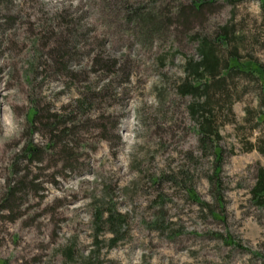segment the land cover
<instances>
[{
	"label": "rangeland",
	"instance_id": "rangeland-1",
	"mask_svg": "<svg viewBox=\"0 0 264 264\" xmlns=\"http://www.w3.org/2000/svg\"><path fill=\"white\" fill-rule=\"evenodd\" d=\"M202 42L264 66L262 1L0 0V264H264V81Z\"/></svg>",
	"mask_w": 264,
	"mask_h": 264
},
{
	"label": "trees",
	"instance_id": "trees-1",
	"mask_svg": "<svg viewBox=\"0 0 264 264\" xmlns=\"http://www.w3.org/2000/svg\"><path fill=\"white\" fill-rule=\"evenodd\" d=\"M261 1H262V4L264 5V0H261ZM200 5L203 6V1L200 2ZM199 51L201 52V57H202L201 60L196 61V60L191 59L188 62V66H189L194 78L195 77L198 78L200 76L202 77L206 73L211 74L213 76H216V73L220 70L221 67L224 66L225 68H227V70L239 69L240 71H243V72H255L264 81V66L255 62V61L248 60L246 62H241L238 59V57L235 56V57L231 58V61L235 60L236 63H234V64L231 63L228 66V62L223 61V59H221L218 56V54H219L218 45L217 46L216 45L206 46L202 42L200 44ZM219 81L223 82V81H225V79H221ZM199 87H201V83L197 84V83H193L189 80H186L181 86L182 91L184 93H190L191 91H197V89ZM206 87L208 90L211 86L210 85L207 86V83H205L203 85V88L206 89ZM32 111H33L32 112V118H34L38 114V110L36 108H34ZM53 127H55V126H53ZM55 130L58 131L59 130L58 127H55ZM203 133H204V131L202 132V134ZM24 150H25L26 155H28V157L31 160H34L35 155L37 153H39V151H40L39 147L36 144H34V142H32V141L27 143ZM218 158H221V152L220 151L218 152ZM217 168H218V171H217V174H218L220 167H217ZM192 193H193L192 196H195L197 198V194L193 191H192ZM251 199H252L253 203H255L257 206L264 207V168L263 167H261L259 169L256 182L253 185V187L251 188ZM199 203L204 204L203 202H200V201H199ZM110 221H111V224L119 226V225H121V223L123 221V215L118 214L116 212L114 213V211H111Z\"/></svg>",
	"mask_w": 264,
	"mask_h": 264
}]
</instances>
